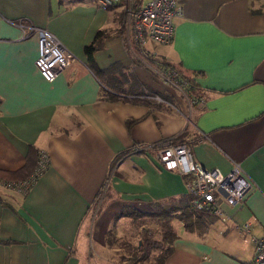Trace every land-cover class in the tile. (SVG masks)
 I'll use <instances>...</instances> for the list:
<instances>
[{"label":"crops","instance_id":"obj_1","mask_svg":"<svg viewBox=\"0 0 264 264\" xmlns=\"http://www.w3.org/2000/svg\"><path fill=\"white\" fill-rule=\"evenodd\" d=\"M95 1L0 0V170L21 169L30 147L50 157L28 193L0 188V264H91L94 252L84 244L104 246L103 228L125 217L115 216L124 205L150 211L153 203L191 200L185 177L163 168L151 149L132 150L166 141L190 146L206 168L227 173L239 164L253 187L223 207L226 220L211 215L187 230L172 219L177 237L164 264H252L255 245L236 226L249 223L251 234L264 236V0H181L172 41L146 48L124 39L117 7ZM33 26L75 56L72 79L39 72ZM100 30L109 35L94 53L97 66L120 61L160 104L101 97L85 53ZM154 55L192 78L200 97L189 104L145 59ZM128 119L137 121L129 127ZM103 190L107 205L90 218Z\"/></svg>","mask_w":264,"mask_h":264},{"label":"built area","instance_id":"obj_2","mask_svg":"<svg viewBox=\"0 0 264 264\" xmlns=\"http://www.w3.org/2000/svg\"><path fill=\"white\" fill-rule=\"evenodd\" d=\"M104 10L124 5L125 0H96ZM128 15L129 39L138 47L146 48L149 42L169 44L175 33V19L182 14L181 0H146L138 9L129 5L125 9ZM130 27V28H129ZM38 33L39 55L35 65L48 80L63 74L68 80L75 76V56L68 51L48 29L31 27ZM167 78L176 86L183 87L185 81L172 70L166 69ZM156 101L160 96L148 95ZM163 168L172 170L187 180L190 203L195 210L208 212L226 220L224 206L239 204L253 187L251 177L239 164L224 173L219 168H206L196 160L190 146L175 144L172 141L133 147V152L149 150ZM50 164V157L44 150L38 151L37 164L32 173L23 179H9L0 176V188L16 190L22 194L29 192L38 178L45 173ZM241 232L249 234L255 245L252 264H264V236L251 234L249 223L236 226Z\"/></svg>","mask_w":264,"mask_h":264},{"label":"trees","instance_id":"obj_3","mask_svg":"<svg viewBox=\"0 0 264 264\" xmlns=\"http://www.w3.org/2000/svg\"><path fill=\"white\" fill-rule=\"evenodd\" d=\"M140 2L135 6V9L140 7ZM124 12L125 11H122L123 14H120V22H122L121 24L123 27L125 26V14H127L126 12L124 14ZM108 35L109 32L107 30H100L94 40L85 46L87 62L88 65L90 64L89 68L103 85L101 97L110 100L130 101L148 106L157 103L155 99L148 97V95H152V93L148 90L146 92L143 91L145 85L135 84L134 76H132L129 67L124 66L120 61L113 62L109 67L104 69L97 66L94 59V53L102 48V40ZM155 59L159 61V64L163 63L166 69L175 71L185 81L189 92L193 95L192 98L200 97V87L192 78L182 74L173 63L165 58L153 56L152 60L154 61ZM135 121L137 120L128 119L127 124L130 127ZM37 154V149L30 147L26 156V163L21 169L9 173L0 170V176L9 179L26 178L36 167ZM151 207L152 210L150 211H142L131 205H124L115 215L117 218L121 216H131L135 219L144 214L150 217H156L162 221V229L160 232L161 237H156L153 234L152 228H147L143 225L141 227L142 229L137 244H127L126 250L129 252L128 259L131 260L133 264H137L142 260L150 259V257L153 256V252H157V250L160 251V253L153 256L156 259L155 264H164L165 260L173 250L172 244L177 237V232L171 223L173 217L180 219L187 230L201 229L206 222H209L207 220L209 218L211 219V214L195 210L190 203V198L187 196L170 203H153L151 204Z\"/></svg>","mask_w":264,"mask_h":264},{"label":"rangeland","instance_id":"obj_4","mask_svg":"<svg viewBox=\"0 0 264 264\" xmlns=\"http://www.w3.org/2000/svg\"><path fill=\"white\" fill-rule=\"evenodd\" d=\"M62 1H74V0H62ZM143 1H146V0H133V1L132 0H125L124 6L121 5L120 7H117L118 13L116 12V14H117L116 17L118 18V20H121L120 14L122 13V11H125V9L127 7H129V5H132V7L134 6L133 8H135V6L139 2L142 4ZM141 4H140V6H141ZM122 6H123V9L121 8ZM128 24H129L128 23V15L127 16L125 15V26L123 27L125 30L123 33L124 39H125V36L129 37L130 33H132L131 32L132 30L130 31L128 29ZM145 59H147V62L149 64H153V66L160 67L161 70L159 69V71H161L162 74H166V68L164 67L163 63L159 64L158 60L155 59L153 61L151 58L150 59L152 61H150L149 57H147V56H145ZM181 88L186 93L185 98L187 99L188 103L191 104L193 95L186 88V84ZM162 101L163 100H161L160 102H162ZM107 194H108L107 190L101 191V194L99 195V197H97V199L95 200V202L92 205V209H91V212L89 214L90 218L95 213H98V214L103 213V210H104L105 206L107 205L106 204L107 203L106 202ZM119 210H121V209H119ZM199 212H203V211H199ZM206 213H208V212H206ZM213 216H215V215H213ZM174 218L175 217H173V219ZM120 220L121 221H117V219H115L114 221H109L108 225L104 226V228H103V230H104L103 242L105 244L104 246H102V245L100 246V244L95 242V241L92 243H88V241H87V243L84 244V248L86 247L88 249V244H89L90 245L89 248H91V250L94 252L95 257H92L91 264H113V263H115V264H133L131 262V260L128 259L129 252H128V250H126V246H127V244H131V245L137 244L139 237H140V231L142 229L141 227L143 225L147 228L148 227L152 228L153 234L156 237H161L160 236V232L162 229L161 219H158L156 217H150L148 215L143 214V215H141L135 219L132 218L131 216H125V217H122V219H120ZM90 222L91 221H85L84 226L88 227ZM96 224H97V221H94V228L96 227ZM85 227H84V229H85ZM97 231H98L97 233L99 235V230H97ZM93 232H94V230L92 231V233ZM94 233H96V232H94ZM96 253L100 254L101 257H98ZM158 253H160V251H158V250H157V252L156 251L153 252V256H155ZM153 256L150 257V259L145 260L142 264H154L156 259ZM137 264H140V263H137Z\"/></svg>","mask_w":264,"mask_h":264},{"label":"bare ground","instance_id":"obj_5","mask_svg":"<svg viewBox=\"0 0 264 264\" xmlns=\"http://www.w3.org/2000/svg\"><path fill=\"white\" fill-rule=\"evenodd\" d=\"M60 1V0H59ZM133 1V0H132ZM96 2V1H95ZM61 3V2H60ZM128 4V3H127ZM64 5V4H63ZM134 5V4H133ZM124 6V5H123ZM123 6L121 7L122 9H123ZM126 6V5H125ZM134 7V6H133ZM126 8V7H125ZM123 14V13H122ZM125 14V13H124ZM125 15H127V14H125ZM127 18V17H126ZM22 22V21H21ZM19 24V23H18ZM24 24V23H23ZM21 25V24H20ZM23 26V25H22ZM26 27V26H25ZM25 29V28H24ZM26 31V30H25ZM103 31V30H102ZM27 33V32H26ZM28 35V34H27ZM29 35H31V33L29 34ZM33 35H35V34H33ZM102 35V34H101ZM26 36V35H25ZM103 37V36H102ZM101 41V40H100ZM103 41V40H102ZM97 45V44H96ZM67 49V48H66ZM93 55V54H92ZM150 59V58H149ZM150 61H152L151 59H150ZM88 64V63H87ZM90 65V64H89ZM92 65V64H91ZM94 65V64H93Z\"/></svg>","mask_w":264,"mask_h":264}]
</instances>
